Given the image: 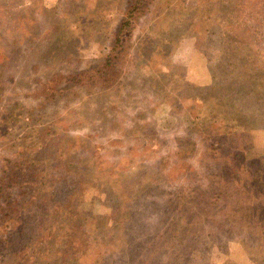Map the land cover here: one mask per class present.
I'll return each instance as SVG.
<instances>
[{"label": "rangeland", "instance_id": "374dc122", "mask_svg": "<svg viewBox=\"0 0 264 264\" xmlns=\"http://www.w3.org/2000/svg\"><path fill=\"white\" fill-rule=\"evenodd\" d=\"M130 2L0 0V264H264V0Z\"/></svg>", "mask_w": 264, "mask_h": 264}, {"label": "trees", "instance_id": "16d2710c", "mask_svg": "<svg viewBox=\"0 0 264 264\" xmlns=\"http://www.w3.org/2000/svg\"><path fill=\"white\" fill-rule=\"evenodd\" d=\"M145 1H148V0H131L129 6L125 9L124 16L122 17L121 22L119 23L117 31H116V36H115L116 45L114 49L122 46V42H121L122 36L128 34L131 27H133V23H135L139 15L138 13H140V11L142 10L141 9L142 6L149 3V2L145 3ZM105 61H106L105 65L110 68H113L117 64V62L114 60V56H108ZM228 230L234 231V229H228Z\"/></svg>", "mask_w": 264, "mask_h": 264}]
</instances>
